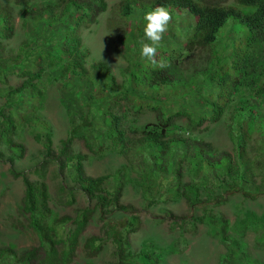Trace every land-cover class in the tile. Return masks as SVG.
<instances>
[{
  "label": "trees",
  "instance_id": "1",
  "mask_svg": "<svg viewBox=\"0 0 264 264\" xmlns=\"http://www.w3.org/2000/svg\"><path fill=\"white\" fill-rule=\"evenodd\" d=\"M157 6L172 13L171 37L177 41L172 49L157 50V60L163 58L171 65L164 69L140 58L138 47L143 16ZM105 10L103 0H0V82L6 84L7 73L19 79L0 93L4 99L0 136H5L0 143L10 163L23 152L13 140L17 127L26 128L41 147L33 169L35 180L8 170L21 183L20 211L38 246L18 251L0 247V264H70L82 231L96 212L102 220L111 214L129 215L120 227L103 221V239L113 247L112 260L104 264H159V254L130 250L128 234L138 219L133 207L119 202L127 184L140 191L148 206L166 196L201 210V216L186 220L174 217L171 228L213 226L225 247L218 264H261L250 259L243 242L227 232L241 239L250 229L255 244L264 246V211L259 216L249 212L244 219L238 215L229 225L211 215L208 206L235 195L242 201L264 197V0H118L105 22L114 52L125 61L118 79L105 61L85 66L80 31ZM16 18L23 40L13 49L7 42L19 39ZM28 21L33 27L27 26ZM126 42L133 45L127 57L120 51ZM133 48L136 54L130 56ZM196 56L203 66L189 70ZM199 81L205 85L200 87ZM56 83L68 95L61 98L66 134L54 145L51 126L40 112L45 87ZM162 99L189 100L191 105L169 114L167 104L158 105ZM15 104L20 109L13 108ZM2 108L10 111L3 113ZM141 114L152 118L139 122ZM217 131L230 144L227 150L213 141ZM73 139H80L90 155L72 151ZM103 156L119 157L123 163L103 175H85L84 162ZM51 163L60 178V193L66 194L65 205L74 202L79 190L92 207L76 209L72 217L51 209L54 200L44 178ZM103 239L83 240V264H94L91 259L101 251Z\"/></svg>",
  "mask_w": 264,
  "mask_h": 264
},
{
  "label": "rangeland",
  "instance_id": "2",
  "mask_svg": "<svg viewBox=\"0 0 264 264\" xmlns=\"http://www.w3.org/2000/svg\"><path fill=\"white\" fill-rule=\"evenodd\" d=\"M103 1L106 4L105 12L97 16L95 23H89L86 29L80 31L82 44L86 48L85 66L88 67L90 64L99 60L105 61L117 78V72L121 66L125 65V61L114 52L112 48V34L106 29L105 22L110 17L111 7L116 6L118 0ZM172 25L173 20L169 26L168 33L165 35L162 45L163 49H172V43L176 41L174 36L171 37L172 31L174 30ZM27 26L29 28L33 27L32 22L28 21ZM15 28V31L18 32L19 39L15 37L7 42V45L13 49L23 40L22 30L19 28L17 18L15 19ZM38 38L40 41L42 34H38ZM132 46L131 43L126 42L124 47H120V51L127 57V53L130 52ZM132 53L136 54L134 48L129 55L131 56ZM200 53L198 51V54ZM200 55L203 56L206 54L201 53ZM190 64L188 65L189 70H193V68L198 69L203 66L199 56H196L195 60H192ZM5 79L6 84L13 86H16L19 81L16 76L9 73H7ZM199 83L200 87H203L202 84L205 85L204 81H199ZM6 84L0 82L1 94L4 93ZM45 88V102L40 113L42 118L51 126L53 133L52 141L54 145H57L60 140L64 139L66 134L62 109L65 108V101L63 99L68 93L64 91L65 89H61L60 83ZM79 89L81 91L80 95H82V92L85 91L82 85ZM161 96L166 95L162 94ZM161 96L160 98H162ZM57 98L63 99L59 101ZM3 101L4 99L1 95L0 107H3ZM188 101L172 103V101L162 99L158 100V105L160 106L161 103L167 104L166 108H168L169 114H171L176 108H188L191 105L189 104L191 102L189 101L188 103ZM155 102L157 103V101ZM13 108L20 109L16 104ZM2 109L3 113L9 110L7 108ZM151 118V114H141L139 116V122H146L151 120ZM4 137L0 136V139H4ZM13 140L22 146L23 152L19 158L12 159L11 163L6 158L8 155L7 149L0 143V151L2 154L0 156V247L12 246L18 251L36 248L38 241L33 230L28 225L26 215L20 211V199L22 196L21 183L18 178H13L8 170L10 168L15 169L21 172L28 180H35L36 175L33 169L36 162L40 160L41 147L32 140L31 136L27 133V129L23 127H17ZM213 141L218 148L227 150L230 146L226 137L220 131H217L213 135ZM70 148L75 152L89 154L80 139H73L70 143ZM120 163H123V161L119 157H94L92 160L88 159L84 162L83 169L85 175L94 177L112 172ZM44 178L48 187V193L54 200V205L51 204L52 206L50 207L59 216L72 217L76 209H82L88 206L92 207V202H87L85 196L79 190L75 191L74 202L71 205H65L66 194L60 193L57 185L60 182V178L55 170L54 164L51 163L48 165ZM156 196L154 195L155 199L157 198ZM119 202L120 204L133 207V214L138 219L134 231L128 234L132 253H139L141 250L147 249V251L161 256L159 264H218L219 257L225 252V247L218 241V232H216L213 226L197 223L193 230H180L177 226L171 228V221L174 220V217L186 220L192 215L201 216V210L189 208L182 199L172 202L168 197L162 196L154 205L148 206L142 197H140V191L134 190L131 185L127 184L124 186ZM208 207H210L209 212L211 215L220 217L221 220L226 221L230 225L238 215L243 219L249 212L259 216L264 211V197H257L254 201H242L235 195L228 198L225 203L210 205ZM101 220L98 212L94 213L93 219L88 222L82 231L79 238V246L70 264H83L85 259L82 256L83 250L82 248L80 249V245L85 238L92 236L103 239L105 237L103 234L105 230L102 226L104 224L103 221L120 227L126 220H129V215L126 213L111 214L106 219ZM176 221L178 220L174 222L177 223ZM227 235L230 238L241 240L245 246L247 255L255 263L264 264V246L255 244V234L252 230L247 229L241 239L237 238L231 230L227 232ZM100 242H104V244H102L101 251L92 257L91 260L94 264H104L112 260L113 247L110 241L103 239Z\"/></svg>",
  "mask_w": 264,
  "mask_h": 264
},
{
  "label": "clouds",
  "instance_id": "3",
  "mask_svg": "<svg viewBox=\"0 0 264 264\" xmlns=\"http://www.w3.org/2000/svg\"><path fill=\"white\" fill-rule=\"evenodd\" d=\"M172 20V13L164 6H157L143 16V38L139 40L140 56L160 69L171 66L167 60L163 58L157 60L156 57L157 50L162 47Z\"/></svg>",
  "mask_w": 264,
  "mask_h": 264
}]
</instances>
